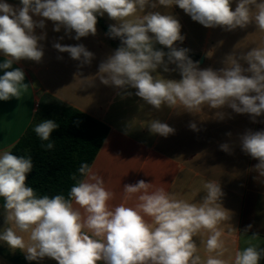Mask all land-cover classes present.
<instances>
[{
	"label": "clouds",
	"instance_id": "9594fccd",
	"mask_svg": "<svg viewBox=\"0 0 264 264\" xmlns=\"http://www.w3.org/2000/svg\"><path fill=\"white\" fill-rule=\"evenodd\" d=\"M174 5L205 28L234 31L254 23L264 32V0H235L234 10L233 0H20L19 5L0 0V54L4 56L0 62V101L19 100L28 88L25 72L14 64L42 61L41 41L47 34L37 35V28L44 29L46 21H51L54 32L63 28L65 36L79 41L95 36L98 17L107 13L117 23L109 25L106 35L118 38L120 45L98 65L96 77L102 85L114 88L122 99L134 94L157 111L182 106L192 113L207 105L219 110L217 119L223 120V109L230 108L236 114H248L257 123V117L264 115V47H253L238 57L227 55L223 61L227 66L220 69H202L200 61L191 59L190 49L176 46L185 39L179 20L155 10ZM138 12L145 14L137 16ZM157 44L168 51L157 48ZM52 47L68 53L78 62V69L90 66L95 59L82 43L56 41ZM158 69L177 72L181 78L167 79ZM74 123L78 126L80 121ZM59 127L52 119L34 127L40 140L48 141L41 144L42 148H54L50 137ZM188 127L200 131L195 122ZM147 129L164 138L175 134L174 128L159 119L149 121ZM239 146L258 161L253 169L264 177V130H246L239 137ZM219 149L228 154L233 151L229 143L220 144ZM32 170L31 156H17L11 149L0 152V197L4 200L5 223L12 225L0 231V242L13 252L22 251L28 261L48 257L58 264H259L264 259V247L252 244L259 236L256 233L234 257L223 258L227 249L218 225L232 217L222 206L224 193L218 182H204L205 195L193 203L140 179L123 186L125 201L135 197L137 203L112 207L109 201L113 193L87 163L78 169L83 179L71 176L76 183L67 199L64 195L38 197L26 183ZM251 228L249 224L244 234ZM18 232L26 233L27 240ZM204 232L208 233L207 240L202 241L209 253L206 259L194 240Z\"/></svg>",
	"mask_w": 264,
	"mask_h": 264
},
{
	"label": "crops",
	"instance_id": "0c3cea01",
	"mask_svg": "<svg viewBox=\"0 0 264 264\" xmlns=\"http://www.w3.org/2000/svg\"><path fill=\"white\" fill-rule=\"evenodd\" d=\"M7 2L19 5L20 0ZM155 10L173 15L179 20L182 25L181 34L185 39L183 43L176 42V46L190 49L191 59L200 61L202 69H220L227 66L223 63L227 55L238 57L253 47H264V32L254 23L245 29L225 31L220 27L205 28L176 5L170 8L161 6ZM144 14L138 12L136 15ZM33 18L40 19L35 16ZM101 19L107 28L117 23L107 13ZM53 27V22L46 21L44 29L35 30L37 35L42 32L47 34L46 39L41 41L44 57L40 63L22 60L13 65L25 72L28 88L22 91L19 100L13 98L0 101V152L11 149L20 139L37 111L41 96L49 94L108 127L90 167L103 178L105 187L113 193L110 206L115 207L121 203L134 206L137 203L135 197L125 201L123 186L135 184L140 179L152 183L153 188L163 187L178 198L193 203H198L205 195L203 183L215 181L220 183L224 193L221 203L226 215L232 217L218 225L227 249L223 258L234 257L237 250L247 247L246 240L253 233L259 236L252 240V244L264 247V177H259L253 169L258 161L243 153L239 146V137L246 130H264V115L257 117L258 122L253 123L248 114H236L230 108H225V118L220 120L215 115L219 110L207 105L192 113H188L182 106L174 110L163 107L157 111L134 94L122 99L114 88L102 85L96 77L99 63L119 45L114 46L98 25L95 36L89 35L79 41L65 36L63 28L60 32H54ZM60 36L65 38L58 40ZM56 41L65 45L82 43L95 54V59L90 66L78 69V62L70 59L68 53H59L52 47ZM156 47L168 51L162 45L157 44ZM59 56L63 59H58ZM3 60L4 56L0 54V62ZM240 63L244 67L248 66L244 61ZM158 72L167 79L181 78L177 72L163 73L162 69H158ZM0 75H3L2 70ZM93 81L95 86L92 87ZM131 91L135 92L134 89ZM153 119L169 124L175 129V134L167 138L151 134L147 125ZM190 122L197 123L200 131L191 130L188 127ZM227 133H231V136ZM222 143L232 146V154L219 149ZM4 216V207L0 206V231L12 226L5 223ZM249 224L252 228L244 234ZM18 234L27 240L26 233ZM207 237V232L194 237L199 254L204 259L209 255L202 243ZM0 245L10 255L19 252L25 257L22 251L17 249L13 252L4 242H0ZM32 262L58 264L48 257ZM0 264L15 263L0 255ZM98 264H103V261ZM259 264H264V259Z\"/></svg>",
	"mask_w": 264,
	"mask_h": 264
},
{
	"label": "trees",
	"instance_id": "16d2710c",
	"mask_svg": "<svg viewBox=\"0 0 264 264\" xmlns=\"http://www.w3.org/2000/svg\"><path fill=\"white\" fill-rule=\"evenodd\" d=\"M97 25L105 32L108 31L101 17H98ZM111 43L116 46L114 41ZM46 119L60 124L59 129L50 137L54 143L52 150L41 147V144H47L48 141H41L33 130ZM77 120L80 121L78 126L74 123ZM107 132L108 127L105 124L49 94H43L30 125L11 147V151L17 156H31L33 170L27 174L26 183L34 189L38 197L64 195L67 199L71 187L76 183L71 176L76 175L78 180L83 179L78 172L79 167L83 163L91 165ZM3 205L4 200L0 197V206ZM0 255L15 264H34L19 252L10 255L2 245Z\"/></svg>",
	"mask_w": 264,
	"mask_h": 264
},
{
	"label": "rangeland",
	"instance_id": "374dc122",
	"mask_svg": "<svg viewBox=\"0 0 264 264\" xmlns=\"http://www.w3.org/2000/svg\"><path fill=\"white\" fill-rule=\"evenodd\" d=\"M116 41H114L115 42V44H117V45H120V40L117 38V39H115Z\"/></svg>",
	"mask_w": 264,
	"mask_h": 264
},
{
	"label": "water",
	"instance_id": "95a60500",
	"mask_svg": "<svg viewBox=\"0 0 264 264\" xmlns=\"http://www.w3.org/2000/svg\"><path fill=\"white\" fill-rule=\"evenodd\" d=\"M109 39H110V40H112V41H114V40H115V39H112V38H110V37H109Z\"/></svg>",
	"mask_w": 264,
	"mask_h": 264
}]
</instances>
